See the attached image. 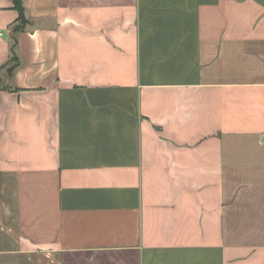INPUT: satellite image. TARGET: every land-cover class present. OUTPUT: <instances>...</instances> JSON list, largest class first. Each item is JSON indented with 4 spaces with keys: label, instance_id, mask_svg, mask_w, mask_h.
Returning <instances> with one entry per match:
<instances>
[{
    "label": "crops",
    "instance_id": "0c3cea01",
    "mask_svg": "<svg viewBox=\"0 0 264 264\" xmlns=\"http://www.w3.org/2000/svg\"><path fill=\"white\" fill-rule=\"evenodd\" d=\"M0 77V264H264V0H0Z\"/></svg>",
    "mask_w": 264,
    "mask_h": 264
},
{
    "label": "trees",
    "instance_id": "16d2710c",
    "mask_svg": "<svg viewBox=\"0 0 264 264\" xmlns=\"http://www.w3.org/2000/svg\"><path fill=\"white\" fill-rule=\"evenodd\" d=\"M13 52H14V55H15V57H16V53H15V50H14V48H13ZM12 68V67H11ZM0 82H1V77H0Z\"/></svg>",
    "mask_w": 264,
    "mask_h": 264
}]
</instances>
